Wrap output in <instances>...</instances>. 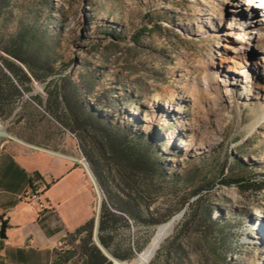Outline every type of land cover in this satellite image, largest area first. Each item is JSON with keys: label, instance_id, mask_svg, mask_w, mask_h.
Wrapping results in <instances>:
<instances>
[{"label": "rangeland", "instance_id": "rangeland-1", "mask_svg": "<svg viewBox=\"0 0 264 264\" xmlns=\"http://www.w3.org/2000/svg\"><path fill=\"white\" fill-rule=\"evenodd\" d=\"M232 1L0 0V66L11 59L4 47L25 29L40 28L55 43L54 70L0 115L3 127L35 145L70 147L87 161L78 135L30 98H46L51 82L75 86L106 118L153 136L166 178L150 177V210L177 209L133 227L143 246L129 261L184 210L166 236L182 228L183 264H264V69L252 64L264 54V34L245 29L243 17L231 19ZM112 28L118 39L107 34ZM238 54H247V77L234 69ZM226 68L235 75L228 86ZM87 75L92 80H82ZM0 148L21 158L31 150L10 139H0ZM137 190L147 195L142 184ZM192 206L198 212L183 227ZM64 244L59 251L72 255L78 239ZM79 260L75 253L66 264Z\"/></svg>", "mask_w": 264, "mask_h": 264}, {"label": "trees", "instance_id": "trees-1", "mask_svg": "<svg viewBox=\"0 0 264 264\" xmlns=\"http://www.w3.org/2000/svg\"><path fill=\"white\" fill-rule=\"evenodd\" d=\"M107 34L118 39L114 28ZM54 46V40L37 28L19 32L4 47L11 59L3 58L0 66V115L9 112L10 104L21 98L24 92L32 90L33 80H45L54 70ZM82 78L92 80L93 77L87 75ZM46 89V98L37 93L30 98L63 127L78 135L79 144L105 194L98 238L113 256L128 260L143 246L133 227L159 223L177 209L160 216L150 210L146 197L153 184L150 177L166 178L162 161L153 146V136L133 131L131 127L106 118L96 107L79 98L75 86L47 82ZM140 184L147 195L138 192ZM193 206L185 215L183 227L198 212ZM201 215L211 220L209 208H201ZM93 221L91 219L69 235L72 239H78L73 254L65 255L56 249L52 264H65L75 253L80 259L79 264H112L92 240ZM123 231L128 234L125 235ZM182 233V228H177L161 243L153 264H160L161 260L163 264H183V249L177 243Z\"/></svg>", "mask_w": 264, "mask_h": 264}, {"label": "crops", "instance_id": "crops-1", "mask_svg": "<svg viewBox=\"0 0 264 264\" xmlns=\"http://www.w3.org/2000/svg\"><path fill=\"white\" fill-rule=\"evenodd\" d=\"M47 148L79 158L70 147ZM25 155L0 148V264H52L57 246L94 219L95 191L78 161L33 148ZM34 181L43 206L26 198Z\"/></svg>", "mask_w": 264, "mask_h": 264}, {"label": "bare ground", "instance_id": "bare-ground-1", "mask_svg": "<svg viewBox=\"0 0 264 264\" xmlns=\"http://www.w3.org/2000/svg\"><path fill=\"white\" fill-rule=\"evenodd\" d=\"M248 10V15L245 17L244 11ZM231 12V19H240L243 17V20H246L245 29L252 30L251 33H254V35L260 36L264 34V0H234L232 1V9H230ZM252 39L249 38V42L246 44L247 46H250ZM243 47L242 49H244ZM227 49V48H226ZM245 51L247 52L248 49L245 48ZM236 52V51H235ZM240 54V53H239ZM237 55V57H232L231 59L234 62V69L237 68L238 74L243 75L244 77L248 76V72L246 69L247 66V54L245 55ZM227 58V57H226ZM244 61V62H243ZM252 63V62H250ZM258 63L262 64L264 69V54L260 58H256L255 63L253 64V68L255 70H259ZM223 83L225 86H228L231 79L235 78V75L231 72L230 68H226L224 74H223ZM230 79V80H229ZM1 125V124H0ZM180 214H177L170 218L168 221L160 224L157 227V230L155 231L152 239L148 243V245L140 252L138 255L132 259L128 260L127 262H123L121 264H148L151 259L153 258L154 254L156 253V250L158 246L161 244V242L166 238L167 235L173 230L175 224L180 219Z\"/></svg>", "mask_w": 264, "mask_h": 264}, {"label": "water", "instance_id": "water-1", "mask_svg": "<svg viewBox=\"0 0 264 264\" xmlns=\"http://www.w3.org/2000/svg\"><path fill=\"white\" fill-rule=\"evenodd\" d=\"M0 139H10V140L16 141V142H18L24 146H27L29 148L38 149V150L46 151V152L53 153L56 155L65 156V157H68V158L73 159L75 161H78L82 165V167L84 168L89 179L91 180V183L93 185V189H94L95 194L97 196L96 211H95V216H94V221H93L92 240H93L94 244L100 249V251L105 255V257H107L112 262V264H121L123 262L128 261V260H121V259H118L117 257L113 256L103 246V244L100 242V240L98 238V230H99V222H100V213H101V208H102V203H103V195H102L99 183H98L93 171L91 170L88 162L84 158H78V157H74L71 155H66L64 153L49 149L47 147H43V146H39V145L29 143V142L15 136V135H13L8 129H6L2 125H0ZM183 212H184V210H181L178 214H180V216H182ZM6 224L7 223L5 220H2L0 223V239L6 238V234H5Z\"/></svg>", "mask_w": 264, "mask_h": 264}, {"label": "built area", "instance_id": "built-area-1", "mask_svg": "<svg viewBox=\"0 0 264 264\" xmlns=\"http://www.w3.org/2000/svg\"><path fill=\"white\" fill-rule=\"evenodd\" d=\"M27 200L30 202L36 203L40 206H43V202L41 200V184L37 181H34L33 184L31 185V188L29 192L26 195ZM65 246L64 243H60L57 246V249L61 250Z\"/></svg>", "mask_w": 264, "mask_h": 264}]
</instances>
